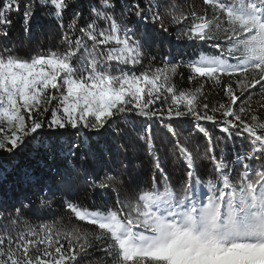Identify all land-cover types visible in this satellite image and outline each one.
Wrapping results in <instances>:
<instances>
[{"label":"snow or ice","instance_id":"obj_1","mask_svg":"<svg viewBox=\"0 0 264 264\" xmlns=\"http://www.w3.org/2000/svg\"><path fill=\"white\" fill-rule=\"evenodd\" d=\"M22 4L26 34L37 6L55 20L57 50L18 55L10 15ZM84 8L0 3V150L34 143L62 161L46 179L28 177L32 191L19 207L0 210V264H92L94 252L99 264H264V0H88ZM169 25L198 58L170 51L154 63ZM206 124L224 136L214 139ZM155 128L167 136L157 139ZM42 135L47 142L36 145ZM130 150L145 156L147 180L125 163ZM98 167L110 170L91 179ZM28 212L54 219L34 223Z\"/></svg>","mask_w":264,"mask_h":264},{"label":"trees","instance_id":"obj_2","mask_svg":"<svg viewBox=\"0 0 264 264\" xmlns=\"http://www.w3.org/2000/svg\"><path fill=\"white\" fill-rule=\"evenodd\" d=\"M36 2L39 3V0H36ZM178 2L183 3V0H178ZM0 3H3V0H0ZM80 3L85 5L83 10L86 13V5L88 0H80ZM196 3L199 5L201 0H196ZM23 10L22 4L21 12L19 14L12 12L10 15L12 24L9 30V36L11 37L13 44H15L18 48V55L24 59H29L32 55L36 54L37 51L46 52L49 49L52 51L57 50L60 39L59 28L55 20L46 14V9L39 6L35 8V14L29 26L30 35L25 33ZM66 15H70V13H66ZM177 28L178 26L169 25V32L172 33V36L163 40L155 41V43L159 44V48L156 49L152 54L157 56V59L154 62L157 66H160L161 57L168 55L170 51L173 55L178 53V58H198L199 53L192 46L194 42H178L175 40ZM200 50L205 52L209 51L207 47H204ZM144 63H147V61ZM184 76L185 81L182 83L181 87L186 88L190 86L186 79L188 76L186 71L184 72ZM222 97L223 93L221 92L219 95L210 96L209 100H220ZM259 99V95H254L253 103L255 104V101ZM43 118L48 119L49 117L47 114H45ZM205 126L207 127L208 131L212 133L214 139L216 137L224 136V134L218 128L212 126L211 124H206ZM39 131L41 133H47L49 130L42 129ZM179 131L182 133V135H188L192 129L189 128L188 131H185L183 128H181ZM154 132L156 133L157 139L167 136L163 129L160 128H155ZM193 135L201 146L206 145V141L203 136H200L197 133H193ZM41 139L47 142V136L42 135L41 137L37 138L35 144L38 145ZM95 139H99L101 145L104 144L103 138ZM240 143V140L236 141L237 149L239 148ZM228 150L230 151L231 149L229 148ZM100 158H103L102 154H100ZM61 163L62 161L59 157H57L55 160L49 159L45 150L42 147L34 146V143H27L26 146L16 150L14 153H7L0 150V210H3L6 207L8 211H12L14 207L20 206L19 201L24 198L25 194H28L32 191L31 186L28 183L29 176H31L33 179L37 177H44L46 179L48 167L54 164L59 165ZM125 163H129L130 167H134L138 181L147 180L150 169L143 154H133L130 150L128 157L125 158ZM169 167H171V165H169ZM208 167L210 166L206 165L205 169L201 170L202 178L206 176V170ZM141 169H143L142 172ZM108 170L110 169L103 167L95 168L90 178L100 180L103 178L105 171ZM182 178V173H180L179 166H177V174L173 177V179L178 182ZM47 182L52 183L50 180ZM89 195L91 196L92 200H96L97 205L100 204V199L97 196L91 193H89ZM25 203H27L26 200ZM83 203L89 208H93L88 199H84ZM93 210L95 209L93 208ZM54 211L57 212L58 216H64V224H69L70 214H66L65 210L59 208V205L55 206ZM25 215L34 223L40 222L42 220L54 219V217L50 215L37 216L32 212L25 213ZM71 222L76 223L75 218H72ZM102 255L103 254L100 252H94L90 257H88V259L92 261V264H99ZM80 264H85V262L81 260Z\"/></svg>","mask_w":264,"mask_h":264}]
</instances>
